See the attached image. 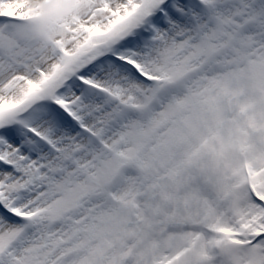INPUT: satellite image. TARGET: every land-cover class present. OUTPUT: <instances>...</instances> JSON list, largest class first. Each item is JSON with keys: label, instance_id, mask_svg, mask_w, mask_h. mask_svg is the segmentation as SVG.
I'll return each mask as SVG.
<instances>
[{"label": "snow or ice", "instance_id": "6c2138e0", "mask_svg": "<svg viewBox=\"0 0 264 264\" xmlns=\"http://www.w3.org/2000/svg\"><path fill=\"white\" fill-rule=\"evenodd\" d=\"M0 264H264V0H0Z\"/></svg>", "mask_w": 264, "mask_h": 264}]
</instances>
